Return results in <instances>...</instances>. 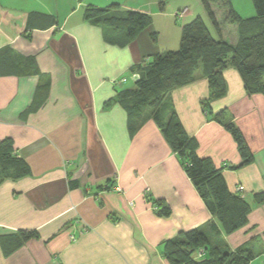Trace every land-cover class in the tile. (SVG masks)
<instances>
[{
	"label": "crops",
	"instance_id": "obj_1",
	"mask_svg": "<svg viewBox=\"0 0 264 264\" xmlns=\"http://www.w3.org/2000/svg\"><path fill=\"white\" fill-rule=\"evenodd\" d=\"M141 1L129 6L150 13L152 23L128 38L85 18L88 4L125 10L126 0H0V141L11 137L31 169L0 185V264H170L164 241L193 228L231 248L248 244L264 260V203L252 202L264 190V95H249L235 67L224 71L228 91L211 111L226 109L254 153L232 169L242 157L203 106L208 79L199 71L168 93L198 154L212 158L232 191L244 185L252 203L245 226L216 238L208 229L213 214L159 125L151 117L132 133L116 100L135 88L138 66L178 48L174 10L165 0ZM155 201L170 214H157ZM23 231L37 235L17 246Z\"/></svg>",
	"mask_w": 264,
	"mask_h": 264
},
{
	"label": "trees",
	"instance_id": "obj_2",
	"mask_svg": "<svg viewBox=\"0 0 264 264\" xmlns=\"http://www.w3.org/2000/svg\"><path fill=\"white\" fill-rule=\"evenodd\" d=\"M252 1L255 14L243 17L232 0H201L219 37L216 38L205 19L197 15L184 24L179 47L153 55L144 68L138 66L143 73L136 80L135 88L122 90L116 97L128 112L132 133L151 117L159 125L213 214L208 229L216 238L245 226L252 203L244 194L228 187L222 169L212 158L198 154V140L185 130L174 105L168 101V93L196 80L201 71L210 89V97L202 102L203 106L230 131L242 157L240 164L230 168L238 169L253 162L254 153L246 136L235 122L227 120V110L213 112L210 107L212 100L225 96L228 91L224 75L228 67L239 71L249 95H264V0ZM160 5L163 6L164 1ZM85 18L125 31L128 38L135 37L152 23L150 13L122 10L116 4L108 7L88 4ZM29 61L27 59V65ZM40 94L30 108H36ZM30 171L27 161L16 154L13 139H2L0 185L7 179L24 177ZM75 183L72 181V185ZM253 202L264 203V190L253 194ZM153 205L157 214H170V208L163 202L155 201ZM36 235L35 231H23L16 245ZM163 247L170 264H251L256 256L250 245L231 248L226 242L213 240L203 228L181 231L177 237L164 241ZM201 249L203 255L198 256Z\"/></svg>",
	"mask_w": 264,
	"mask_h": 264
},
{
	"label": "rangeland",
	"instance_id": "obj_3",
	"mask_svg": "<svg viewBox=\"0 0 264 264\" xmlns=\"http://www.w3.org/2000/svg\"><path fill=\"white\" fill-rule=\"evenodd\" d=\"M165 1H166V5L168 6L169 10H171V12L174 10L173 11L174 15L176 14L175 19H176V28H177L176 29L177 30V36H176L177 45H175V46L179 47V44H180L179 42H180V39H181L182 28H183L184 24H186L185 22H187V21H185V18L187 16H191V17H189V18H191V19H189V21H190L195 16H197L198 11L200 12L202 10V8H201L202 7V3H201L200 0H165ZM135 2L141 3L142 1L141 0L140 1H137V0H126V4L128 6L132 5V4H135ZM232 3L234 5V8L243 17H250V16H253L255 14V8H254V4H253L252 0H232ZM144 6H146V4ZM186 6H187V9H189V12H188V10L184 9V7H186ZM156 8H158V6H156ZM128 9H132V8H130V6H129L125 10H128ZM134 10H136V9H134ZM204 18L207 21V23L209 24L210 21H209V18H208L207 14H204ZM160 23H159L160 27H163L162 21H160ZM212 30H213V28H212ZM161 41L162 42H167L168 38L167 39L162 38ZM251 264H264V260L262 259V257H260V258H258V257L256 258L255 257V259L251 262Z\"/></svg>",
	"mask_w": 264,
	"mask_h": 264
},
{
	"label": "built area",
	"instance_id": "obj_4",
	"mask_svg": "<svg viewBox=\"0 0 264 264\" xmlns=\"http://www.w3.org/2000/svg\"><path fill=\"white\" fill-rule=\"evenodd\" d=\"M137 77H138V75L135 74V78H137ZM122 81H126V78H123ZM236 190L243 194V191L245 190V187H244V185H238ZM155 209H157V207ZM201 255H203V250L202 249L198 251V256H201Z\"/></svg>",
	"mask_w": 264,
	"mask_h": 264
},
{
	"label": "water",
	"instance_id": "obj_5",
	"mask_svg": "<svg viewBox=\"0 0 264 264\" xmlns=\"http://www.w3.org/2000/svg\"><path fill=\"white\" fill-rule=\"evenodd\" d=\"M136 79H138V77Z\"/></svg>",
	"mask_w": 264,
	"mask_h": 264
}]
</instances>
